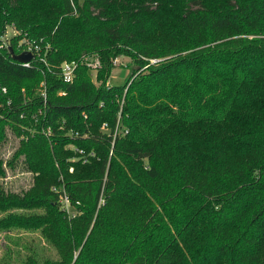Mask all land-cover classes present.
Masks as SVG:
<instances>
[{
    "label": "trees",
    "instance_id": "trees-1",
    "mask_svg": "<svg viewBox=\"0 0 264 264\" xmlns=\"http://www.w3.org/2000/svg\"><path fill=\"white\" fill-rule=\"evenodd\" d=\"M9 25L13 52L49 46L0 50V144L24 137L34 176L0 193V232L56 249L24 264H264V0H0ZM118 53L144 70L109 86ZM88 56L100 84L63 83Z\"/></svg>",
    "mask_w": 264,
    "mask_h": 264
},
{
    "label": "rangeland",
    "instance_id": "rangeland-1",
    "mask_svg": "<svg viewBox=\"0 0 264 264\" xmlns=\"http://www.w3.org/2000/svg\"><path fill=\"white\" fill-rule=\"evenodd\" d=\"M16 34L13 25L7 26L1 42L11 45L10 41ZM85 59L80 60L81 64H84V60L89 62L91 66L88 71L92 81L99 85L100 83L96 81L97 70L100 66L99 59L96 56H88ZM110 62L112 71L107 81L109 86L123 85L128 78L131 76L135 78L144 70H140L131 58L121 53L112 55ZM23 138L15 134L9 127L5 128V137L0 144V161L4 172V175H0V193L22 194L33 185L34 176L26 170L21 158L15 159L19 143ZM61 205L70 215L74 213V210L65 202H62ZM2 216L3 214H0V219ZM30 257L39 261L55 259L56 249L46 243L45 238L39 232H0V264H24Z\"/></svg>",
    "mask_w": 264,
    "mask_h": 264
},
{
    "label": "built area",
    "instance_id": "built-area-1",
    "mask_svg": "<svg viewBox=\"0 0 264 264\" xmlns=\"http://www.w3.org/2000/svg\"><path fill=\"white\" fill-rule=\"evenodd\" d=\"M16 32L17 34L15 35V37L20 36V32L18 31ZM1 39L2 37H0V50L6 49L8 51L9 48H12L10 44L8 45L3 44L1 42ZM16 49L18 50V52H13L15 55H20L22 53H28L32 56L31 61L36 58L39 62L46 65L45 59L49 52L48 45L42 46L39 42L27 37V35L25 34V35H22L21 38L17 41ZM85 60H84V64L89 69L91 65L89 64L88 61H85ZM31 61H29L28 63H23L21 65L24 67H29ZM79 64H81V62L72 61V62H64L60 65L59 73H60V78L63 83L70 84L73 82V79L75 77V72ZM3 92L5 93V90H3ZM43 98H44V101H46L45 93H43ZM60 199H61V203L65 202L66 204H68V200L65 195H63Z\"/></svg>",
    "mask_w": 264,
    "mask_h": 264
},
{
    "label": "water",
    "instance_id": "water-1",
    "mask_svg": "<svg viewBox=\"0 0 264 264\" xmlns=\"http://www.w3.org/2000/svg\"><path fill=\"white\" fill-rule=\"evenodd\" d=\"M8 51H9V54L12 56V60L19 64L28 63L32 59V56L28 53H22L20 55H15L11 48H9Z\"/></svg>",
    "mask_w": 264,
    "mask_h": 264
}]
</instances>
